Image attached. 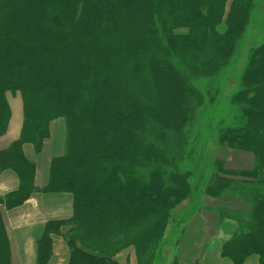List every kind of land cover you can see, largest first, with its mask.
I'll return each instance as SVG.
<instances>
[{
	"label": "trees",
	"instance_id": "trees-1",
	"mask_svg": "<svg viewBox=\"0 0 264 264\" xmlns=\"http://www.w3.org/2000/svg\"><path fill=\"white\" fill-rule=\"evenodd\" d=\"M254 5L255 0H0V136L11 117L7 92L20 96L23 114L19 138L0 151V173L13 170L19 188L0 204L20 206L35 191L73 196L72 217L46 223L38 264L50 258V234L63 225L70 226L63 234L71 249L67 264H118L114 257L128 247L139 264H154L172 210L192 196L185 171H172L169 185L159 169L148 182L134 172L142 160L158 158L139 139L149 119L162 137L181 133L190 119L185 78L152 54L162 48L157 16L169 8V50L192 58L198 72L209 76L230 60ZM180 28L187 33H174ZM138 55L147 56L154 89L148 103L129 95L117 67V61ZM241 86L233 101L245 122L223 130L220 142L251 153L254 165L233 170L217 160L205 193L224 204L237 201L244 210L204 206L237 223L223 256L242 264L257 254L264 264V41L251 49ZM57 119L65 122L64 150L51 159L48 183L38 188L36 164L23 147L32 144L40 153ZM5 256L0 215V259Z\"/></svg>",
	"mask_w": 264,
	"mask_h": 264
},
{
	"label": "rangeland",
	"instance_id": "rangeland-1",
	"mask_svg": "<svg viewBox=\"0 0 264 264\" xmlns=\"http://www.w3.org/2000/svg\"><path fill=\"white\" fill-rule=\"evenodd\" d=\"M168 11L169 8L166 7L164 15L157 16L156 28L159 30L158 38L162 48L153 50L152 54L158 59L170 61L185 78L190 119L181 133L167 131L163 137L158 125L149 119L138 131L139 139L143 144L149 145L158 158L142 160L135 165L134 172L141 180L148 182L151 172L159 169L165 183L169 185L172 171H185L191 174L189 182L192 196L189 201L172 210L154 264L176 263L182 234L195 214L205 209L204 205L229 204L230 208L241 207L237 201L227 199L233 203L224 204L223 201L210 199L205 190L217 172V160L224 161L226 167L233 170L249 169L254 165V156L251 153L221 144L220 134L229 128H240L245 122L241 107L233 101V96L242 89L241 77L248 64L251 49L264 41V0H255L250 22L239 38L230 60L217 73L205 76L198 72V65L192 58L169 50L168 35L172 17L166 15ZM158 19L166 22V25L163 26ZM174 33H187V29H176ZM117 64L129 95L143 103L151 102L154 89L147 56L126 57L117 61ZM6 95L13 109L19 105L22 107L19 95L13 96L10 92ZM240 209L244 210L242 207Z\"/></svg>",
	"mask_w": 264,
	"mask_h": 264
},
{
	"label": "crops",
	"instance_id": "crops-1",
	"mask_svg": "<svg viewBox=\"0 0 264 264\" xmlns=\"http://www.w3.org/2000/svg\"><path fill=\"white\" fill-rule=\"evenodd\" d=\"M11 105V104H10ZM11 107L12 116L7 132L0 136V151L18 139L22 128V107ZM65 122L57 119L50 124V137L40 153L32 144H25L24 153L36 164L35 185L44 187L49 180L50 162L63 153ZM19 188V178L10 169L0 173V198ZM73 214V196L70 193L35 191L22 205L7 209L0 204L1 223L5 237L6 256L0 264H38L39 241L47 222L69 219ZM180 242L178 264H234L222 255V246L237 230L231 219L221 220L214 210L199 211L188 222ZM70 226L63 225L60 233L52 232L51 256L45 264H67L71 249L63 237ZM118 264H139L133 247L119 252L115 257ZM257 254L250 255L242 264H259ZM155 263V262H154Z\"/></svg>",
	"mask_w": 264,
	"mask_h": 264
}]
</instances>
